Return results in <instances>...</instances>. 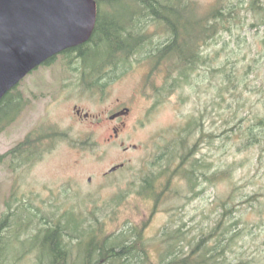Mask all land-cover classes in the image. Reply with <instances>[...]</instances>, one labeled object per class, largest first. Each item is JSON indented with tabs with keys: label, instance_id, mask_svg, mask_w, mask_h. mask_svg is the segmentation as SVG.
Listing matches in <instances>:
<instances>
[{
	"label": "rangeland",
	"instance_id": "rangeland-1",
	"mask_svg": "<svg viewBox=\"0 0 264 264\" xmlns=\"http://www.w3.org/2000/svg\"><path fill=\"white\" fill-rule=\"evenodd\" d=\"M197 1L200 8L204 9L214 2ZM127 2L114 3L117 6L113 10L116 16L117 12H122L123 16L128 17L137 7ZM107 7V3L103 2L104 12L108 10ZM139 14L142 13L137 15L145 24L139 35L150 37L152 45L159 46L165 40L166 30ZM228 40L229 37L224 36L218 45L203 46L204 54L210 57L209 68H202L199 72L212 70L216 49L220 51L214 65L218 67V63L226 60L227 51L221 50V46ZM230 46L240 51V55L234 56L239 72L247 63H253L236 98L226 90L217 91L218 87L214 84L213 87H206L210 84L202 80L199 88H177L165 98V102L156 104L152 87L147 84L150 66L148 62L138 60L140 55L133 57L135 68L121 79L106 77L104 81H108L103 82L102 88L81 89L82 86H75L80 82L77 77L82 74L75 60L68 63L63 56L29 73L19 86L27 100L22 102L23 108L17 122L0 134V155L17 145L34 129H41L40 125H46L47 131L50 129L53 132L51 129L55 128L57 132L62 131L68 136L64 139L62 136L52 137L46 143H39V150L46 147L41 158L17 170L10 167V158L3 160L0 157V218L5 212L15 211L9 219L10 228L3 230V242L0 240V264H39V257L46 255V251L40 248L44 238L39 241L33 236L40 233L39 229L44 234L45 223L48 222L46 217L52 218L56 213L55 218H58L65 208L81 205L83 202L79 199L83 200V197L86 199L85 204H90L93 199H98V204H107L123 193L120 207L109 216L110 219H116L109 221L106 229L111 231L116 226L126 228L131 224L141 227L154 204L151 198L140 194L147 176L145 171H154L161 147L169 144L174 135L188 130L184 126L199 117L202 111L206 115L203 120L205 127H202L205 139L195 156L207 154L212 170L225 174L217 179L215 185L204 183L207 187L199 198L192 201L184 199L186 204H183V208L177 206L176 200L168 197L162 200L144 230L146 237L158 244L157 236L166 229L173 231L177 225L185 234L189 230L197 233L202 225L211 229L222 210L219 206L221 210L216 208L217 201L220 203L222 199H227L235 207L231 217L237 220L240 210L244 208V213L248 207L245 216L252 223L249 230L243 231L241 237L244 238L236 244V248L245 251V255L250 257L259 249L264 250V142L261 145H241L247 138L240 130L244 127H233L241 118L246 119L243 126L249 124L263 106L264 24L248 27L242 34V40L235 36ZM85 67L91 70L89 65ZM153 76L155 80L161 78L158 74ZM153 76L150 84L155 81ZM62 83H65L63 87ZM59 84L60 88H56ZM200 88L203 91L198 95L195 92ZM76 104L84 112L93 115L99 114L101 110L131 107L132 123L139 127H127L118 142L107 143L105 140L112 130L99 126L104 118L95 121L94 116L77 117ZM199 135L196 133L194 140ZM120 163H125V168L105 175L104 172H109ZM144 174L146 176L142 177ZM255 193L262 197L259 202H255L257 210L253 212L250 204L243 201ZM59 206H62L60 212ZM203 212L207 213L204 217ZM171 220L172 224L169 225ZM240 229L241 225L237 226L235 232ZM72 246L70 263L74 264L78 247L75 242ZM153 255L157 258L155 246Z\"/></svg>",
	"mask_w": 264,
	"mask_h": 264
},
{
	"label": "trees",
	"instance_id": "trees-1",
	"mask_svg": "<svg viewBox=\"0 0 264 264\" xmlns=\"http://www.w3.org/2000/svg\"><path fill=\"white\" fill-rule=\"evenodd\" d=\"M117 1L120 2L97 0L99 13L90 40L79 47L67 49L60 55L66 58L68 63L72 60L77 62L78 71L85 77L83 79L91 89L103 86L104 78H110L113 73L114 77L121 78L135 68L134 61L129 56L142 52L144 59L151 60L153 65L151 74L156 72L165 82L162 86L155 82L152 84L156 87L154 90L159 103L163 102V97L170 95L174 88L186 86L199 88L202 80L210 84L206 87H213L214 84L218 87L217 91L226 90L232 97L238 96L239 87L253 63H247L239 72L234 56L240 55V51L230 44L235 36L242 40V34L248 27L264 24V0H214L208 9L200 8L197 0H133L138 7L135 13H142L151 19V22L167 31L169 38L156 47L151 45V41L140 37L139 31L145 26L142 21L136 22L139 19L132 16L124 18L121 12L117 13L122 17L116 16L112 6H116L114 3ZM103 2L110 5L109 12L104 13L101 8ZM224 36H228L230 40L221 46V50L227 51L226 60L218 63V67L214 65L220 51L216 49L212 58V70L204 69L203 72H199L202 68H209L210 57L204 54L203 46L218 45ZM246 38L247 36L244 37L245 40ZM152 48L156 50L152 51ZM53 60L55 61L56 57L49 62ZM87 65L91 70L85 67ZM153 79L155 80L154 76ZM156 82H159V79ZM202 91L200 88L195 93L199 95ZM18 101L16 89L11 90L1 100L0 134L15 122ZM205 116V112L202 111L199 117L189 122L187 127L190 129H184L180 134L174 135L169 144L162 146V152L156 158L154 171L147 170L145 171L147 176L142 175L146 177L140 194L151 198L154 204L151 206V214L141 227L131 224L126 228L116 226L111 231L106 229L109 221L116 219H110L109 216L115 214L120 207L123 193L107 204H98V199L85 204L86 199L84 200L82 196L84 201L79 200L85 205L75 204L65 208L58 218H55L56 213L52 218L46 217L48 222L45 223L44 234L42 229H39L40 233L33 236L39 241L44 238L40 248L46 251V255L39 257V264H71L73 242L78 247L74 264H264V250L259 249L250 257L245 255V251L236 248V244L244 238L241 237L243 231L249 230L252 223L245 216L248 207L244 213V208L240 210L237 220L231 217L235 207L227 199H222L220 203L217 201L216 208L220 207L222 210L219 208L220 216L211 229L202 225L197 233L189 230L185 234L177 225L173 231L166 229L160 233L157 236L158 244L152 243L144 232L152 214L166 197L176 200L177 206L183 208L186 201L201 196L207 187L204 183L215 185L217 179L225 174L212 170L207 154L195 156L204 143L205 134L202 127H205L203 121ZM244 120L246 119L241 118L233 126L244 127L240 130L247 138L241 145L253 143L261 145L264 142V99L262 108L258 114H254L250 123L243 126ZM52 131V136H61L55 129ZM196 133L200 135L194 140L193 136ZM26 144H30V141L20 142L10 148L0 155L1 159L10 158V167L13 170L26 164L31 165V162L37 161L44 152L30 155L29 150L24 149ZM31 145L33 146V142ZM260 197L255 193L243 202L249 203L251 211L255 212L257 210L255 202H259ZM111 201L115 203L111 204ZM61 207H58V212L61 211ZM14 213L15 211L5 212L0 218L2 242L3 230L10 228L9 219ZM202 214V217L207 215L206 212ZM239 225L242 226V230L236 233L235 229ZM154 246L157 258L153 255ZM244 247L242 244V248Z\"/></svg>",
	"mask_w": 264,
	"mask_h": 264
},
{
	"label": "water",
	"instance_id": "water-1",
	"mask_svg": "<svg viewBox=\"0 0 264 264\" xmlns=\"http://www.w3.org/2000/svg\"><path fill=\"white\" fill-rule=\"evenodd\" d=\"M96 18L95 0H0V100L45 60L87 41Z\"/></svg>",
	"mask_w": 264,
	"mask_h": 264
},
{
	"label": "flooded vegetation",
	"instance_id": "flooded-vegetation-1",
	"mask_svg": "<svg viewBox=\"0 0 264 264\" xmlns=\"http://www.w3.org/2000/svg\"><path fill=\"white\" fill-rule=\"evenodd\" d=\"M80 83L84 85L85 81H81ZM19 86L16 87V91H17L16 96L21 100H25L26 96L24 92L19 88ZM78 86H79V83H78ZM74 108L77 109V113L79 117L90 118L91 115L89 113H88V116L84 115L83 110L79 108L77 104L74 105ZM93 116H94L95 121H97V119L100 120L99 118L101 119L104 118L102 121L99 122V126L110 127V131L112 130L106 139V141L108 142H116L119 138L121 139V135L125 132V131L124 132L122 131L124 129L126 130L127 127H139L138 124L132 123L133 119L131 118L132 116L131 107H125L121 110L115 109L113 111L101 110L100 113L97 115L92 114V117ZM40 126L47 127L46 125H43V126L40 125ZM49 127H53V126L49 125ZM51 138H52V135H51L50 130L48 131L45 130L44 134L35 135L33 139L34 147L33 148L30 147L32 148V150L29 152V154L32 155L31 153H35L36 155L37 153H39L38 144L42 142L46 143V141ZM42 146H45V145L42 144ZM24 149L28 150V145H26Z\"/></svg>",
	"mask_w": 264,
	"mask_h": 264
},
{
	"label": "bare ground",
	"instance_id": "bare-ground-1",
	"mask_svg": "<svg viewBox=\"0 0 264 264\" xmlns=\"http://www.w3.org/2000/svg\"><path fill=\"white\" fill-rule=\"evenodd\" d=\"M82 59V58H81Z\"/></svg>",
	"mask_w": 264,
	"mask_h": 264
}]
</instances>
